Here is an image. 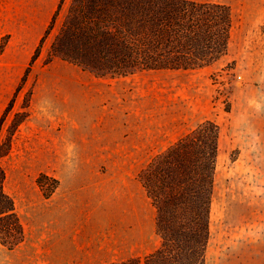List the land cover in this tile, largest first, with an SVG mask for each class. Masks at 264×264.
Masks as SVG:
<instances>
[{
    "label": "rangeland",
    "instance_id": "obj_1",
    "mask_svg": "<svg viewBox=\"0 0 264 264\" xmlns=\"http://www.w3.org/2000/svg\"><path fill=\"white\" fill-rule=\"evenodd\" d=\"M104 1L0 0V211H14L0 214V264H108L119 248L76 252V241L123 233L146 200L158 249L139 174L206 120L218 147L203 264H264V0H236L233 17L228 5L166 0L183 7L180 42L199 57H113L111 33L100 47L82 30ZM223 26L225 53L211 57ZM40 173L58 180L48 197Z\"/></svg>",
    "mask_w": 264,
    "mask_h": 264
},
{
    "label": "trees",
    "instance_id": "obj_2",
    "mask_svg": "<svg viewBox=\"0 0 264 264\" xmlns=\"http://www.w3.org/2000/svg\"><path fill=\"white\" fill-rule=\"evenodd\" d=\"M165 1L100 2L96 7L98 21L104 23L110 19V29L106 31V25L101 26L98 21H93L94 27L85 25L82 30L98 38L100 47L108 45L106 38L111 33L115 40L113 57H199L194 47L186 48L180 42V37L185 33L180 23L186 15L183 7L178 3L169 9ZM81 17L82 20L86 19L85 22L89 20L86 15L82 14ZM229 21L227 8V15L222 22L229 26ZM222 29L224 38L221 48L216 49L211 57L225 53L228 29L225 26ZM41 41L32 57L38 56ZM146 66L153 68L162 65ZM217 145L218 127L214 122L206 120L192 133L181 137L166 151L152 158L139 174V178L157 211L156 232L163 243L158 249L144 256H134L108 264L204 263ZM4 176V170L0 166V194L3 196L1 182ZM36 182L45 197L58 184L56 178L45 173H40ZM1 213H14L12 201ZM18 225L19 235L9 247L23 239V230L19 223Z\"/></svg>",
    "mask_w": 264,
    "mask_h": 264
},
{
    "label": "crops",
    "instance_id": "obj_3",
    "mask_svg": "<svg viewBox=\"0 0 264 264\" xmlns=\"http://www.w3.org/2000/svg\"><path fill=\"white\" fill-rule=\"evenodd\" d=\"M201 3H216V4H224L228 5L231 9V15L233 17L234 11L236 9V0H193ZM250 2H244L245 8H251L248 6ZM252 9V8H251ZM250 24H255V21H250ZM150 204L147 200L142 204V207H132L130 208V214L128 215V220L125 226V231L123 233H118L115 231V227H112L110 231L109 237H103L101 233H98L93 239L89 241V243H83L79 240L75 243V251H81L82 246L89 245L90 253H98V250H101L103 245L112 248L117 251V248L120 249L118 254L124 255L120 256V258H109V261H121L128 259L134 256H143L150 252H153L157 249V240L154 239V231ZM153 239V242H152ZM136 243L139 245L140 249H144L143 251L138 248V251H135ZM119 246V247H118ZM86 250V248H85ZM135 251V252H134ZM113 252H110L112 255ZM145 253V254H144Z\"/></svg>",
    "mask_w": 264,
    "mask_h": 264
}]
</instances>
